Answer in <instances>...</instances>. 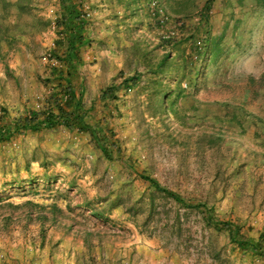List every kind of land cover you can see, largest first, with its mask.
Listing matches in <instances>:
<instances>
[{
	"label": "rangeland",
	"instance_id": "obj_1",
	"mask_svg": "<svg viewBox=\"0 0 264 264\" xmlns=\"http://www.w3.org/2000/svg\"><path fill=\"white\" fill-rule=\"evenodd\" d=\"M207 1L160 0V14L149 0L85 1V98L122 161L65 126L0 142V264H264L140 177L264 233V0H210L209 25ZM58 5L0 0V109L12 116L53 90ZM208 34L221 53L198 58ZM135 73L105 107L103 90Z\"/></svg>",
	"mask_w": 264,
	"mask_h": 264
},
{
	"label": "trees",
	"instance_id": "obj_2",
	"mask_svg": "<svg viewBox=\"0 0 264 264\" xmlns=\"http://www.w3.org/2000/svg\"><path fill=\"white\" fill-rule=\"evenodd\" d=\"M85 1L59 0L56 16L58 38L50 53V59L56 60L59 65H53L50 76L45 79L47 84L53 85V90L40 109L28 108L23 113L12 116L6 108H1L0 142L8 141L22 133H37L65 126L72 131L78 130L90 134L96 147L108 160L122 161V142L110 127V123L106 119L107 115L97 119L94 105H88L85 98L86 84L81 77V70L87 65V61L82 51L92 44V38L89 35L90 20L85 10ZM149 1L150 3L154 1L155 13L160 14L165 11L164 7L159 4L160 0ZM210 9L211 2L208 0L201 13V19L206 25L210 23ZM209 53L214 58L221 53V50L217 41L210 38L208 34L204 49L199 50L198 58ZM167 57L165 56L163 59H167ZM165 61H162L161 67L164 66ZM140 80L141 74L139 73L123 77L120 82L112 83L103 90L101 101L106 107L108 101L115 99L121 89L130 90L137 86ZM253 81L255 82V79ZM255 84L257 87L264 86V74ZM171 95L172 93L166 97V100H169ZM157 96L163 100L166 93L159 91ZM163 104L162 101L160 107ZM128 159L129 162H125V164L130 165L133 158L129 156ZM140 177L149 181L156 190L165 193L178 204L198 210L209 226L227 233L231 243L240 249L254 255L264 256V233L258 237L248 235L244 231V224L239 220L220 218L214 206L207 202H191L177 191L163 186L156 178L148 174L141 173Z\"/></svg>",
	"mask_w": 264,
	"mask_h": 264
}]
</instances>
